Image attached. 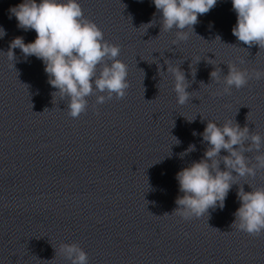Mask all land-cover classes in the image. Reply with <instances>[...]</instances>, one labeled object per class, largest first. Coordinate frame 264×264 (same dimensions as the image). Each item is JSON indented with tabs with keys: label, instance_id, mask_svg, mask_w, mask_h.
Segmentation results:
<instances>
[{
	"label": "clouds",
	"instance_id": "clouds-1",
	"mask_svg": "<svg viewBox=\"0 0 264 264\" xmlns=\"http://www.w3.org/2000/svg\"><path fill=\"white\" fill-rule=\"evenodd\" d=\"M153 3L161 14L160 32L175 29L173 44H177L188 40L189 31L195 34L194 25L198 23V16L214 8L217 0H153ZM231 3L237 15L232 35L249 48L255 45L260 50L264 49V0H231ZM9 11L15 16L17 26L25 31L34 30L36 38L33 42L25 43L23 37L17 36L10 42L8 51L3 53L12 62L13 69L16 60L14 49L19 48L25 58L35 56L41 59L48 83L58 90L52 93L53 98L58 95L67 100L68 116L76 119L86 113L90 96H95L94 108L113 98H125L129 84L127 66L118 59L121 48L107 41L102 29L85 17L78 0H40L39 3L37 0H23ZM155 23L153 20L148 27ZM6 34L0 27V38ZM215 40H220V37L217 36ZM165 63L167 73L174 78L173 91L177 103L183 106L194 97L187 91L190 82L179 67L181 63L173 65L170 60ZM207 63L216 65L215 59H208ZM227 67L223 89L216 95H230L233 88L239 90L246 87L250 80L264 79V71L249 72L235 63H229ZM221 73L222 70L215 67L210 73L211 80L220 83ZM195 74L192 70L193 79ZM201 85L207 86L203 82ZM47 110L45 108L43 112ZM192 134L197 135L195 131ZM200 135L208 147L203 158L193 161L176 174L179 191L183 195L176 198L177 207L171 214L185 221L205 215L209 217V209H223L232 186L238 185L240 207L234 213L235 220L231 227L253 237L261 236L264 234V186L240 183V179L255 178L258 172H264V136L232 120L222 124L208 120ZM174 139L175 144L179 145L180 141L176 137ZM195 150V145L190 144L180 156L183 158ZM222 150L227 154L221 155ZM221 164L224 170H221ZM244 184L251 191H245ZM166 215L169 214L163 216ZM59 253L71 264H89L87 252L78 243H62Z\"/></svg>",
	"mask_w": 264,
	"mask_h": 264
}]
</instances>
